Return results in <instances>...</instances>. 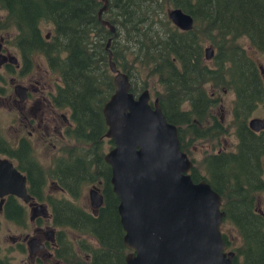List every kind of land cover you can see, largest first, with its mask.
<instances>
[{"label": "trees", "instance_id": "1", "mask_svg": "<svg viewBox=\"0 0 264 264\" xmlns=\"http://www.w3.org/2000/svg\"><path fill=\"white\" fill-rule=\"evenodd\" d=\"M106 2L100 19L109 22L114 34L97 19L102 0H0V32L12 30L16 48L25 56L24 45L30 54L42 46L39 27L52 25L56 43L43 46L65 54L61 65L64 87L58 98L70 103L86 152L90 144L97 146L105 129L100 106L113 91L106 47L110 40L112 62L127 75L130 92L136 96L147 89L157 99L166 122L176 128L180 150L193 164L189 173L192 181L204 180L222 199V223L232 226L240 238L237 255L243 257L242 264H264V219L255 211L256 196L264 193V134L251 133L246 125L255 103L264 98V72L260 74L247 52L251 49L264 54V0ZM174 7L191 16V30L178 31L167 20L166 11ZM204 44L213 49L209 64L204 60ZM141 73L144 78L138 84L134 76ZM153 80L160 90L151 89ZM206 83L233 95L227 128L210 113L217 102L208 96ZM228 129L235 137L233 151L216 155L204 151L198 162L190 157L196 142L201 147L209 143L214 150L228 136ZM1 139L0 135V152L7 149ZM86 152L88 172L92 159ZM99 158L92 164L96 167L93 172L104 169L100 177L109 190L108 168L102 163V155ZM112 197L108 221L100 214L85 228L69 221L97 239L100 250L91 253L89 264H124L116 224L118 202L114 194ZM262 212L264 215V207ZM0 264L5 260L0 259Z\"/></svg>", "mask_w": 264, "mask_h": 264}, {"label": "water", "instance_id": "2", "mask_svg": "<svg viewBox=\"0 0 264 264\" xmlns=\"http://www.w3.org/2000/svg\"><path fill=\"white\" fill-rule=\"evenodd\" d=\"M98 21L110 34L114 28L101 20L106 11L102 0ZM166 18L178 31L192 29L193 19L179 8H170ZM0 66L16 64L13 57L1 54ZM108 70L113 75V91L102 105L104 138L113 146L104 154L110 169L111 191L117 199L116 213L123 231V247L128 253L126 264H233V253L225 252L219 226L224 216L221 198L204 180L192 181L193 164L180 150L176 128L166 122L157 99H150L147 89L134 96L130 81L115 68L108 49ZM210 61L213 49H203ZM260 74L264 72L258 67ZM264 80V77H263ZM19 87L14 88L16 93ZM22 92L18 98L24 100ZM250 132H264V121L251 118L246 122ZM25 180L8 160H0V200L5 196L22 199ZM90 204L98 208L101 196L88 191ZM1 206V201H0ZM38 208H36L38 212ZM261 212V211H260Z\"/></svg>", "mask_w": 264, "mask_h": 264}, {"label": "flooded vegetation", "instance_id": "3", "mask_svg": "<svg viewBox=\"0 0 264 264\" xmlns=\"http://www.w3.org/2000/svg\"><path fill=\"white\" fill-rule=\"evenodd\" d=\"M52 33L41 36L39 30L42 46L30 54L28 46L24 45L25 56L16 48L15 35L9 43L10 48L5 46L6 43L0 36L1 54L6 59L13 57L16 62V64L8 63L0 66V104L4 101L8 106L12 131L8 141L1 139V145H5L7 149L0 152V160H8V163L21 174L25 180L26 194L30 198L25 203L14 196L3 197L0 200V216L13 227V233L7 236L10 243L9 252L14 255V259L16 256L21 257L20 264H89L91 253L100 250L97 239L80 231L69 221L74 220L76 226L85 228L90 225V219L99 218L98 214L103 218L109 216L113 205L110 169L103 161L109 173L107 178L109 190H107L106 183L100 177L104 169L101 167L94 173L96 167L92 164L100 160V155L103 160L104 154L113 146V142L111 144L109 139L104 138L106 132L104 125V133L97 140V146L93 147L90 144L88 152L84 149V144L79 140V136L82 137L83 134L72 118L73 109L70 103L58 98L60 90L64 87L61 65L65 54L56 52L55 47L48 48L51 44L55 45L56 42L53 41L57 40L56 37L52 38ZM43 43L48 47H44ZM35 56L43 62L34 66ZM33 67L36 70L32 71ZM39 69L41 71H38ZM16 87L19 89L15 93ZM21 91L24 100L20 102L18 95ZM258 133L264 134V132ZM98 148L100 154L97 153ZM43 151H45L44 157L47 158L45 169L42 168L39 158ZM85 152L92 159L89 162L91 169L88 172L85 168L87 166ZM220 152L225 151L216 150L214 154ZM82 189L87 192L86 196H81ZM89 190L98 191L101 196L98 208H93L90 204ZM262 195L264 199V193ZM258 196L259 194L256 196L257 199H261L262 196ZM84 197L85 201H82L80 198ZM257 199L255 211L264 219L263 207H258ZM38 206L41 208H38L37 212ZM81 215L87 216V219L81 218ZM116 215L122 246L121 261L126 264L125 256L134 252L123 247L124 233L119 225L118 214ZM219 233L226 246L225 252L233 253V264H242L243 257L237 255V248L232 246L231 241L221 232L220 226ZM104 254L103 251L102 255ZM2 260H5V264H12L6 257Z\"/></svg>", "mask_w": 264, "mask_h": 264}, {"label": "rangeland", "instance_id": "4", "mask_svg": "<svg viewBox=\"0 0 264 264\" xmlns=\"http://www.w3.org/2000/svg\"><path fill=\"white\" fill-rule=\"evenodd\" d=\"M167 12V11H166ZM161 13V12H160ZM0 15H3L0 13ZM41 36L45 35L46 33L50 34L52 33V25L50 24H42L39 27ZM0 36L4 39V42L6 43V47L10 48L9 42L13 39V31H1L0 32ZM244 45H246L247 48V44L244 42ZM208 45L204 44V48L207 47ZM247 52H250V57L251 59L254 61L255 64H257V66H262V68H264V54H258L254 51H252L251 49H247ZM35 64L41 63L43 62L40 58L36 57L34 58ZM205 63L209 64L210 61H206ZM44 66V65H43ZM45 68H47V65L45 66ZM36 70V68H32V71ZM264 70V69H263ZM38 71H41V69H39ZM1 73V72H0ZM144 78V74H136L134 76L135 81L138 84H142V79ZM7 80V79H6ZM5 80V81H6ZM156 83V80H153V82H150L149 84H152L153 88H151L152 90H160L159 86ZM204 88L206 90H208V96L210 97V99H216V104L214 105V107L211 109L210 113L215 117L219 118L222 126H224L225 128H227L228 123L231 121L232 119V113H231V109H232V104H233V95L231 93H226L224 94L222 92V90L219 89H213L210 88V84H205ZM150 94V93H149ZM150 99L153 100L152 95L150 94ZM8 106L6 105V103L3 101L2 104H0V135L2 136L3 139L5 140H9L12 136V131H11V123L9 122V111H8ZM251 118H257L260 119L261 121H264V98H262L261 102H256L255 103V109L253 111H251L250 116H248L246 122L248 120H250ZM200 143H195L193 145V148L190 150V157L194 159L195 162L200 161L199 159H201L203 157V153L204 151L206 152H213L215 153L216 150H221V151H225L228 152L229 150L233 151V146L235 145V137L232 134L231 130L228 129V136H225L223 139H221L220 144L216 145V148H214V150H211L210 147H212L211 144L209 143H204V146H200ZM45 155V151H43L42 156L39 157L40 158V163L43 169L46 168V160L47 158L44 157ZM263 163H264V158L262 159ZM200 170V169H199ZM201 172V170H200ZM202 174V172H201ZM262 179L264 180V175H262ZM84 189L81 190V196H86L85 191H83ZM260 195L262 196L261 199L258 198L257 202H258V207L262 208L264 207V199H263V195L262 193L259 194L258 197H260ZM82 201H85V197L84 198H80ZM220 230L221 232L226 236L227 239H229L231 241V244H233L232 246H235V248H239L240 246V241H239V237L238 234H236L235 229L230 226L229 224L223 222L220 225ZM229 232V233H228ZM10 233H13V227L10 226V224L7 222L6 219H4L3 217L0 216V256L1 258H7V260L12 263V264H20L19 260H20V256H16L15 259L13 258L14 255L11 254V252H9V245L10 243L7 240V236L10 235Z\"/></svg>", "mask_w": 264, "mask_h": 264}]
</instances>
